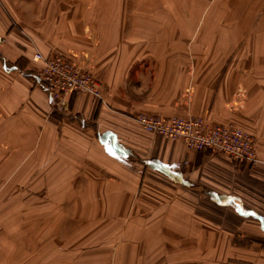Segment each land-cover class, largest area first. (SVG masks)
<instances>
[{"label":"crops","instance_id":"crops-1","mask_svg":"<svg viewBox=\"0 0 264 264\" xmlns=\"http://www.w3.org/2000/svg\"><path fill=\"white\" fill-rule=\"evenodd\" d=\"M213 2L184 13L176 0H0V153L14 156L4 175L36 160L57 199L51 218L62 214L63 238L80 236L90 264H264V36L221 72L244 30L221 27ZM35 51L88 68L101 99L51 108ZM139 113L234 123L256 138L259 162L190 150L142 129Z\"/></svg>","mask_w":264,"mask_h":264},{"label":"rangeland","instance_id":"rangeland-1","mask_svg":"<svg viewBox=\"0 0 264 264\" xmlns=\"http://www.w3.org/2000/svg\"><path fill=\"white\" fill-rule=\"evenodd\" d=\"M212 1H214L212 8H220L218 24L221 27L229 28V25L232 27L237 25L244 30L237 36L234 51L221 55L227 60L221 66L220 71L224 72L231 59H242L243 63H246L251 54L250 51L247 52L248 44L250 47L251 43L262 42L261 36L264 35L255 34L253 31L258 26L264 28V0H206L201 2L176 0L177 9L185 8L184 13L187 9L196 8L197 3L206 6V10ZM126 4H128L127 9H130L129 0ZM155 4L157 7L154 9L164 10L163 3L155 2ZM171 30L174 41L179 36L180 27L176 25ZM218 32H216V43L220 35L217 34ZM231 35L223 32L220 41H223L224 36ZM51 108L57 109L55 104ZM253 138L256 144V138ZM11 157L14 158L13 154L0 153V264H90L89 260L93 257L90 255L86 257L87 249H84V246L78 248L74 242L80 236L70 235L68 238H63L60 232L63 223L58 225L61 220H64L62 214L59 221H53L51 218L53 210L47 208L48 204L57 201V199L54 200L52 191L46 192L52 189L46 187L51 179L36 177L34 158L26 162L24 169L16 164L10 175H4L6 173L5 167L3 168L4 160Z\"/></svg>","mask_w":264,"mask_h":264},{"label":"built area","instance_id":"built-area-1","mask_svg":"<svg viewBox=\"0 0 264 264\" xmlns=\"http://www.w3.org/2000/svg\"><path fill=\"white\" fill-rule=\"evenodd\" d=\"M30 62L36 80L46 87L52 105L57 108H66L73 94H89L101 99L99 79L70 56L57 52L44 55L35 51ZM134 119L145 131L178 139L190 150L218 153L239 165L259 162L253 136L232 123H213L199 116L147 113H139Z\"/></svg>","mask_w":264,"mask_h":264}]
</instances>
